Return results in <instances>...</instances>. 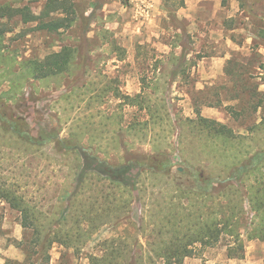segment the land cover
I'll return each instance as SVG.
<instances>
[{
	"label": "rangeland",
	"instance_id": "374dc122",
	"mask_svg": "<svg viewBox=\"0 0 264 264\" xmlns=\"http://www.w3.org/2000/svg\"><path fill=\"white\" fill-rule=\"evenodd\" d=\"M69 1L75 5L76 21L59 32L35 30L40 21L24 23V17L0 19L11 30L0 40V100L8 114L28 121L35 137L60 131L62 138L78 137L83 147L63 155L53 143L26 146L0 130V184L12 185L31 214L42 213L46 227L50 218L64 215V202L73 195L79 212H91L93 222L78 226L84 230L79 243H54L47 252L49 261L43 255L44 261L38 255L27 260L35 251L33 229L25 230L21 212L1 202L0 261L91 264L114 241L132 248V259L124 262L148 264L154 254L144 252L155 237L139 231L143 216L163 213L169 201L208 210L212 201L196 189L206 177L214 179L213 191L225 188L220 196H235V201L244 196L246 229L264 231V219L254 217L246 197L264 196V163L242 180L232 176L264 151V43L253 38L257 28H264V7L256 3L260 18H253L238 0L226 5L222 0H184V6L173 8L165 0H149L150 13L141 10L140 0ZM46 2L0 0V7L27 6L39 16ZM63 47L75 51L68 72L46 79L30 74L25 62ZM225 55L227 60L220 59ZM116 90L132 97L144 94L150 110L123 103L114 96ZM197 111L228 126L234 137H211L198 127ZM161 150L175 163L173 177L133 164L123 167L128 160L146 162ZM118 165L122 167L114 177L123 186L106 180L111 166ZM88 170L95 172L84 178ZM190 170L204 178L196 180ZM106 196H121L113 202L119 212L89 209L94 199L105 203ZM241 232L242 258H229L233 240L222 235L218 242L189 244L190 256L181 264H228V259L242 264L246 247L259 239H248L244 227ZM10 248L13 253L7 252ZM156 264L167 262L159 258Z\"/></svg>",
	"mask_w": 264,
	"mask_h": 264
},
{
	"label": "trees",
	"instance_id": "16d2710c",
	"mask_svg": "<svg viewBox=\"0 0 264 264\" xmlns=\"http://www.w3.org/2000/svg\"><path fill=\"white\" fill-rule=\"evenodd\" d=\"M242 10H248L249 14L253 18H260L259 7H264L262 0H252L249 4V0H238ZM165 6L169 8L182 7L184 6V0H165ZM222 4L226 5L227 0H222ZM58 14L52 17V14ZM75 5L69 0H47L42 13L37 16L27 6L13 8L9 6L0 7V19L4 17H21L24 23H30L31 21H40L35 27V30L46 31V32H59L62 29H69L72 27L76 18ZM65 15V16H63ZM262 17V16H261ZM264 17V16H263ZM0 40L9 33L11 30L7 29L5 24H2L0 20ZM259 29V30H258ZM253 38L260 39L261 43H264V28H257L253 32ZM257 46V45H256ZM75 51L72 48L63 47L60 52L53 53L46 56L44 59H36L33 61L25 62L30 68V74L38 79H46L51 76L64 74L68 72V69L72 65V59H74ZM24 67V63L20 64ZM144 95V94H143ZM142 94L136 96H129L122 94L119 90L115 91L114 96L119 98L123 103L129 105H137L141 108L146 107L150 110L149 104L146 103V98ZM5 103L0 100V130L10 137L15 138L17 141L31 147H43L47 144L53 143L56 151L63 155H69L79 150L80 145L78 137L62 138L60 137V131L41 132L38 137L32 134V129L28 121L19 115H10L4 109ZM154 116V114H153ZM198 116V127L202 130L207 131L211 137H234L233 131L225 124L220 123L217 120L204 118L201 116L200 111H197ZM263 123V122H262ZM84 150V149H83ZM96 159V158H95ZM97 161H100L97 159ZM102 162V161H101ZM127 163L123 167L129 168L133 164L139 169L147 170L153 173H159L164 176H172V168L175 163L171 161L169 153L165 150L157 152V155L148 157L146 162H132L126 161ZM264 163V151L255 153L252 157L247 160V163L239 167L236 172L232 175L233 177L242 178L251 173L254 169L256 170L259 166ZM112 170L106 174V180L112 185H125L124 182L117 180L114 177V173H117L122 165L111 166ZM196 180L203 177V174H198L196 171L190 170ZM95 170H88V173L84 174V178L91 174H94ZM184 172L179 171V175ZM101 176V174H99ZM176 177V176H175ZM174 177V178H175ZM199 177V178H198ZM204 178V177H203ZM84 180V179H83ZM242 180V179H241ZM202 183L196 187L198 194L205 195L212 201V204L208 210L197 209L192 210L185 204H177L172 201L165 204L163 213H152L143 216V222L140 226L142 236L151 234L154 236V241L149 243L147 246L148 253L154 254L153 257L148 258L146 263L156 264L157 259H166L167 264H181L184 258L190 256V250L188 245L194 242L210 241L212 243L218 242L222 235H227L233 240V246L230 247L229 258H242V253L245 248V243L242 237L241 228H245V233L248 235V239H259L264 240V231L262 229L253 228L249 233L246 229V224L243 221V215L246 213L242 204L245 200L244 196H236V201L233 200L235 196H220L225 193V188L216 192L213 191L214 179L211 177L204 178ZM84 183V182H83ZM140 193V191L138 192ZM77 196H70L69 201H65L66 212L59 219L54 217L48 220V227L44 226L47 222L44 217H41L42 213L31 214L28 207V203L25 201L23 196H17L16 191L13 190L12 185L0 184V203H8L14 209H17L22 214V227L25 230L33 229V244L35 251L32 255L27 256V260L34 255H43L46 260L49 261L48 250L51 249L54 243H60L66 247L73 246L80 242L81 235L84 230H80L81 224L93 222V218L90 215L91 212L84 210L79 212L77 204ZM121 196H106L104 199L105 203H100L99 200L94 199L89 204V209L97 210L98 212H119L120 206L118 203H113ZM247 200L250 205L251 212L254 217L264 219V196H253L249 194ZM142 199V196H139ZM209 200V201H210ZM226 203H223V201ZM118 200V202H120ZM113 204V208L110 209ZM215 205L213 207L212 205ZM87 206V203L84 204ZM124 206V205H122ZM161 216V218H159ZM116 221L120 220L119 215H113ZM46 221V222H45ZM77 226L76 230L68 229L62 230V225ZM151 225V229L149 226ZM252 229V226H251ZM20 245V244H19ZM105 256L103 258H93L91 264H135V262H124V260L132 259L131 253L132 248L127 244L116 245L114 241L109 242L105 246ZM147 253V255H148ZM150 255V254H149ZM39 256V258H40ZM43 256L40 260L44 258ZM148 257V256H147ZM10 263V261H8ZM18 264V263H15ZM22 264V263H20ZM36 264V263H32ZM139 264V263H138Z\"/></svg>",
	"mask_w": 264,
	"mask_h": 264
},
{
	"label": "crops",
	"instance_id": "0c3cea01",
	"mask_svg": "<svg viewBox=\"0 0 264 264\" xmlns=\"http://www.w3.org/2000/svg\"><path fill=\"white\" fill-rule=\"evenodd\" d=\"M140 1L141 3L142 2L147 3L149 8L150 6H152V3L150 1H147V0H140ZM147 13H150V10ZM220 59L224 61V60H227L228 57L227 55H225L223 57L221 56ZM246 250L247 251H246L245 258L240 261L242 264H264V241H259V240L253 241L249 243V245L246 247ZM13 251H14L13 248H10L8 249L7 252L13 253ZM227 262L228 264H236L235 259H228ZM0 264H4V263L0 261Z\"/></svg>",
	"mask_w": 264,
	"mask_h": 264
},
{
	"label": "built area",
	"instance_id": "2783aa9c",
	"mask_svg": "<svg viewBox=\"0 0 264 264\" xmlns=\"http://www.w3.org/2000/svg\"><path fill=\"white\" fill-rule=\"evenodd\" d=\"M147 1H149V0H147ZM140 8H141V10L145 11L146 13L148 12V9H149L147 3H145V2H142Z\"/></svg>",
	"mask_w": 264,
	"mask_h": 264
}]
</instances>
